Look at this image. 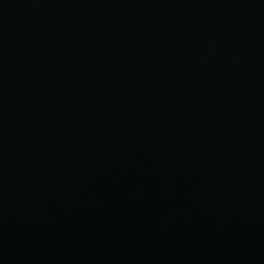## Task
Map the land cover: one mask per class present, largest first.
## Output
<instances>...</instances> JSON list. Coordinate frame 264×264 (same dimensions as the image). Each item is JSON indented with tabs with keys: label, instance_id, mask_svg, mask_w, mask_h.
I'll return each mask as SVG.
<instances>
[{
	"label": "water",
	"instance_id": "1",
	"mask_svg": "<svg viewBox=\"0 0 264 264\" xmlns=\"http://www.w3.org/2000/svg\"><path fill=\"white\" fill-rule=\"evenodd\" d=\"M0 264H264V0H0Z\"/></svg>",
	"mask_w": 264,
	"mask_h": 264
},
{
	"label": "bare ground",
	"instance_id": "2",
	"mask_svg": "<svg viewBox=\"0 0 264 264\" xmlns=\"http://www.w3.org/2000/svg\"><path fill=\"white\" fill-rule=\"evenodd\" d=\"M171 5V4H170Z\"/></svg>",
	"mask_w": 264,
	"mask_h": 264
}]
</instances>
